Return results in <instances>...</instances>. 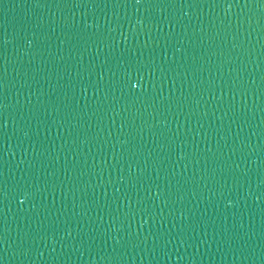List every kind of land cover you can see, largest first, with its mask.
Listing matches in <instances>:
<instances>
[{"label":"water","instance_id":"1","mask_svg":"<svg viewBox=\"0 0 264 264\" xmlns=\"http://www.w3.org/2000/svg\"><path fill=\"white\" fill-rule=\"evenodd\" d=\"M264 131V0H0V157Z\"/></svg>","mask_w":264,"mask_h":264}]
</instances>
